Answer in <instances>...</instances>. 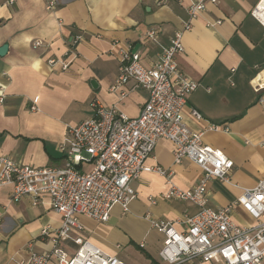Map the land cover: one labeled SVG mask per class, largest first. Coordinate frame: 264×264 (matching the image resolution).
Listing matches in <instances>:
<instances>
[{
    "label": "crops",
    "instance_id": "crops-1",
    "mask_svg": "<svg viewBox=\"0 0 264 264\" xmlns=\"http://www.w3.org/2000/svg\"><path fill=\"white\" fill-rule=\"evenodd\" d=\"M56 1V8L47 10L46 0H0V48L8 46L0 56V157L34 168L64 166L66 153L60 146L70 127L95 116L94 100L129 118L140 115L148 91L132 90V81L112 90L122 53L137 52L150 66L183 28L187 8L196 0ZM259 1L208 4L184 34V52L177 56L182 72L199 84L183 108L185 123L204 133L206 146L234 162L229 183H209V207L214 210L235 203L264 179V88L256 92L252 85L264 79V27L251 16ZM150 30L158 31L154 41L147 39ZM75 35L84 39L69 69L63 71L60 63L51 66L50 60L65 57ZM194 110L201 119L193 116ZM145 165L172 172L171 183L184 190L194 188L203 175L191 160L176 164L174 145L166 139L157 143ZM132 187L137 198L128 213L115 207L106 223L81 216L84 229L74 230L71 237H82L116 257L122 247H139L149 264H159L149 249H154L156 235L162 246L163 235L149 219L175 220L196 214L198 208L164 199L170 184L156 172H144ZM12 193L11 185L0 188V264H19L31 250L49 252L52 244L42 238V230L59 229L63 222L48 196L33 205L29 196L14 200ZM231 217L242 227L255 223L240 205ZM62 248L69 254L76 251L72 241L63 242Z\"/></svg>",
    "mask_w": 264,
    "mask_h": 264
},
{
    "label": "built area",
    "instance_id": "built-area-1",
    "mask_svg": "<svg viewBox=\"0 0 264 264\" xmlns=\"http://www.w3.org/2000/svg\"><path fill=\"white\" fill-rule=\"evenodd\" d=\"M46 2L47 10L58 5L56 0ZM216 3L218 0L193 2L187 8L189 18L183 28L174 34L169 46L162 49L150 66L142 62L137 52L122 53L117 84L112 90L132 81V90L148 91V101L137 118H129L116 108H108L94 100L95 116L70 127L60 146L66 153L63 167L34 168L0 157V188L11 185L14 200L29 196L33 205L48 196L52 209L63 220L59 229L42 230V238L50 240L52 249L43 253L31 250L29 258L19 264H49L52 261L56 264H128L82 237L72 238L71 234L84 229L81 216L106 223L115 207L128 213L137 198L132 183L144 172H156L168 180L170 188L163 195L164 199L189 202L198 208L196 214L175 220L149 219L152 228L163 235L159 264H263L264 179L255 188L244 190L235 203L217 210L209 207L210 181L217 179L229 183L234 162L223 152L206 146L204 133L192 131L183 116V108L199 84L182 72L177 56L184 52V34L192 30L193 21L208 4ZM251 16L264 27V0L253 7ZM157 35L158 31L150 30L147 39L154 41ZM83 39L81 35L73 36L65 57L50 60L49 64L60 63L63 71L68 70L71 58L78 57L76 48ZM41 45V42L35 43L37 47ZM252 85L259 92L264 88V79L259 78L256 83L253 80ZM3 101L1 92L0 104ZM32 109H37L35 104ZM192 114L197 119L202 118L196 110ZM162 139L173 143L176 164L188 159L201 168L203 175L194 188L176 187L171 183L172 172L145 165ZM236 205H240L255 223L245 227L237 225L231 217ZM179 225L185 230H179ZM67 241L76 246L74 254L62 248V243Z\"/></svg>",
    "mask_w": 264,
    "mask_h": 264
},
{
    "label": "rangeland",
    "instance_id": "rangeland-1",
    "mask_svg": "<svg viewBox=\"0 0 264 264\" xmlns=\"http://www.w3.org/2000/svg\"><path fill=\"white\" fill-rule=\"evenodd\" d=\"M161 237L157 236L154 237V249H149L152 253V255L155 257L156 260H159V248L161 246ZM153 250V251H152ZM118 256L125 261L128 262V260H133L138 264H149L147 262L146 253L144 250L140 249L139 247H130V248H124L122 247L120 250H118Z\"/></svg>",
    "mask_w": 264,
    "mask_h": 264
},
{
    "label": "water",
    "instance_id": "water-1",
    "mask_svg": "<svg viewBox=\"0 0 264 264\" xmlns=\"http://www.w3.org/2000/svg\"><path fill=\"white\" fill-rule=\"evenodd\" d=\"M8 50V46L7 45H4L0 48V56H3L5 55V53L7 52Z\"/></svg>",
    "mask_w": 264,
    "mask_h": 264
}]
</instances>
